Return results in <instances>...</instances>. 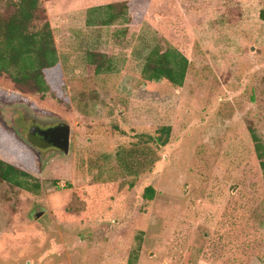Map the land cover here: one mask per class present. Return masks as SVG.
<instances>
[{
  "label": "rangeland",
  "instance_id": "374dc122",
  "mask_svg": "<svg viewBox=\"0 0 264 264\" xmlns=\"http://www.w3.org/2000/svg\"><path fill=\"white\" fill-rule=\"evenodd\" d=\"M126 2L127 23L102 24L103 7ZM40 5L59 60L50 91L0 75V128L30 149L40 182L32 193L0 180V264H264L251 137L264 147V0ZM12 12L1 0L0 15ZM155 47L188 59L182 88L146 86ZM91 61L112 70L95 74ZM58 123L70 126L67 154L32 140L33 127ZM165 126L166 146L140 140Z\"/></svg>",
  "mask_w": 264,
  "mask_h": 264
},
{
  "label": "trees",
  "instance_id": "16d2710c",
  "mask_svg": "<svg viewBox=\"0 0 264 264\" xmlns=\"http://www.w3.org/2000/svg\"><path fill=\"white\" fill-rule=\"evenodd\" d=\"M4 2L13 7V12L5 18L0 15V75L7 76L15 87L39 94L43 99L50 91L48 78L57 69L59 60L50 25L47 21H42L39 16L40 0H4ZM115 4L110 3L103 7L107 12L101 20L103 25H110L115 20L127 23V10H131V2ZM116 6L120 8V12H114ZM100 8L102 7L90 10L92 12L101 10ZM260 18L264 21V10L260 12ZM37 22L41 23L37 24ZM91 62L90 64L95 66V74L112 70L109 62ZM188 66V59L178 50L168 49L160 52L155 47L147 54L141 74L147 87L178 90L183 86ZM170 130L169 126H165L159 129L154 139L152 135L146 134L139 138L155 141L158 146H166ZM251 137L264 178V147L254 131H251ZM34 161L35 157L21 140L0 128L1 181L37 193L40 182L29 172L34 170ZM154 194V189L148 186L144 189L143 198L151 201ZM136 260L137 255H133L128 264H135Z\"/></svg>",
  "mask_w": 264,
  "mask_h": 264
},
{
  "label": "water",
  "instance_id": "95a60500",
  "mask_svg": "<svg viewBox=\"0 0 264 264\" xmlns=\"http://www.w3.org/2000/svg\"><path fill=\"white\" fill-rule=\"evenodd\" d=\"M32 140L38 147H52L67 154L70 145V126L66 123H58L54 126L42 129L32 128Z\"/></svg>",
  "mask_w": 264,
  "mask_h": 264
},
{
  "label": "flooded vegetation",
  "instance_id": "af4514ba",
  "mask_svg": "<svg viewBox=\"0 0 264 264\" xmlns=\"http://www.w3.org/2000/svg\"><path fill=\"white\" fill-rule=\"evenodd\" d=\"M46 128H48V127H46Z\"/></svg>",
  "mask_w": 264,
  "mask_h": 264
}]
</instances>
